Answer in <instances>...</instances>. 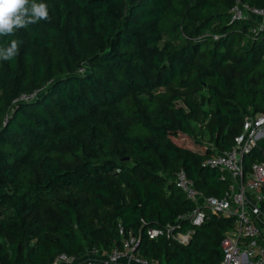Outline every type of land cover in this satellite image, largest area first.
<instances>
[{
	"label": "trees",
	"instance_id": "trees-1",
	"mask_svg": "<svg viewBox=\"0 0 264 264\" xmlns=\"http://www.w3.org/2000/svg\"><path fill=\"white\" fill-rule=\"evenodd\" d=\"M38 2L48 21L0 38L22 41L0 60V264L111 254L131 234L151 264H222L234 221L205 207L195 226L176 178L202 199L231 188L208 162L264 116V0ZM257 162L264 139L244 175Z\"/></svg>",
	"mask_w": 264,
	"mask_h": 264
},
{
	"label": "built area",
	"instance_id": "built-area-1",
	"mask_svg": "<svg viewBox=\"0 0 264 264\" xmlns=\"http://www.w3.org/2000/svg\"><path fill=\"white\" fill-rule=\"evenodd\" d=\"M257 15L262 13L255 11ZM264 15V13H263ZM264 129V116L246 119L243 132L235 139V148L231 153L221 154L211 159V167L221 168L231 173L232 184L223 199H202L201 194L194 191L192 183L186 179L184 172L177 175V186L184 191L188 199L195 202L198 207L191 216L195 226H201L206 220L202 208H208L211 213L222 215L234 221L233 228L225 233L221 240L223 252L222 264H264V163L257 162L252 166L250 175H244L243 160L257 147ZM172 228L168 229L170 235ZM163 234L159 230H150L148 236L151 240ZM188 234H179L176 239L186 244L190 237ZM123 240L124 250H115L108 254L106 259H90L84 264H151L147 260L134 255L138 240L133 234ZM94 255L98 252L92 251ZM76 259L63 254L54 264H72Z\"/></svg>",
	"mask_w": 264,
	"mask_h": 264
},
{
	"label": "clouds",
	"instance_id": "clouds-1",
	"mask_svg": "<svg viewBox=\"0 0 264 264\" xmlns=\"http://www.w3.org/2000/svg\"><path fill=\"white\" fill-rule=\"evenodd\" d=\"M49 19L47 3L38 0H0V38L12 36L21 29ZM21 44L19 39L0 44V60H13L18 55Z\"/></svg>",
	"mask_w": 264,
	"mask_h": 264
},
{
	"label": "crops",
	"instance_id": "crops-1",
	"mask_svg": "<svg viewBox=\"0 0 264 264\" xmlns=\"http://www.w3.org/2000/svg\"><path fill=\"white\" fill-rule=\"evenodd\" d=\"M261 139H264V131L260 134ZM107 253L104 252H98L97 255H94L93 253H88L85 257L81 259H76L72 264H84L87 260L90 259H106ZM131 264H138L135 262H132Z\"/></svg>",
	"mask_w": 264,
	"mask_h": 264
},
{
	"label": "rangeland",
	"instance_id": "rangeland-1",
	"mask_svg": "<svg viewBox=\"0 0 264 264\" xmlns=\"http://www.w3.org/2000/svg\"><path fill=\"white\" fill-rule=\"evenodd\" d=\"M263 131H264V129L262 130V132H263ZM115 250H118V249H115ZM115 250H114V251H115ZM107 256H108V254H107Z\"/></svg>",
	"mask_w": 264,
	"mask_h": 264
}]
</instances>
